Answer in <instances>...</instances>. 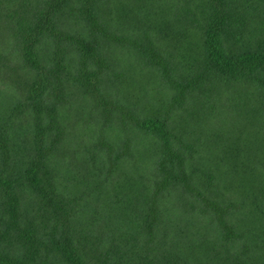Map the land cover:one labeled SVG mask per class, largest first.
I'll use <instances>...</instances> for the list:
<instances>
[{
    "label": "trees",
    "instance_id": "trees-1",
    "mask_svg": "<svg viewBox=\"0 0 264 264\" xmlns=\"http://www.w3.org/2000/svg\"><path fill=\"white\" fill-rule=\"evenodd\" d=\"M0 264H264V0H0Z\"/></svg>",
    "mask_w": 264,
    "mask_h": 264
},
{
    "label": "rangeland",
    "instance_id": "rangeland-1",
    "mask_svg": "<svg viewBox=\"0 0 264 264\" xmlns=\"http://www.w3.org/2000/svg\"><path fill=\"white\" fill-rule=\"evenodd\" d=\"M118 91H122V93H123V87H121ZM119 95L121 96L122 94H119ZM166 104H167V101H166ZM159 105H160V103H159ZM179 105L185 106L182 103H180ZM150 107H147L148 109H146V110H141L142 111L141 113H143V114L150 113L151 112L150 111ZM158 110H163L164 111L165 107L164 106L163 107H159ZM173 113H174V115H176V114L182 113V110H177V111H175ZM151 114H153V113H150L149 115H151ZM82 118H83V116H80L79 119L76 120V126L74 125L78 132L84 130L85 129L84 127L86 126V125L83 124ZM180 119H182V117Z\"/></svg>",
    "mask_w": 264,
    "mask_h": 264
}]
</instances>
